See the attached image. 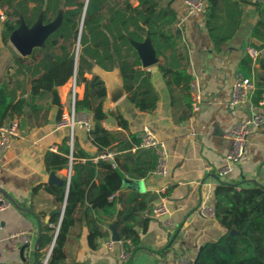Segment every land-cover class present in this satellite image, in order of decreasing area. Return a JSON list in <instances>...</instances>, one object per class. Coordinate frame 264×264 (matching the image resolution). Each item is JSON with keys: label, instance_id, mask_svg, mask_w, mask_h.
<instances>
[{"label": "trees", "instance_id": "obj_1", "mask_svg": "<svg viewBox=\"0 0 264 264\" xmlns=\"http://www.w3.org/2000/svg\"><path fill=\"white\" fill-rule=\"evenodd\" d=\"M242 2L205 0V26L216 47L229 41L238 30ZM255 6L259 20L251 31V45L262 51L257 62L264 69V5L260 2ZM0 7L5 8V19L0 21V51L8 46L12 32L22 21L31 27L39 18L47 24L61 15L59 26L47 38L44 47L34 49L27 57H14L13 66L30 77V93L28 99L16 100V93L0 84V127L8 118L23 114L28 102L35 116L42 110L48 113L50 105L45 107L38 102L49 98L54 87L66 84L76 65L77 83H84L85 92L82 99L76 100L75 109L91 117L88 135L98 147L97 155L112 151L114 145L119 151L113 160L95 161L84 149L78 150L74 145L70 181L65 178L60 184L45 186L55 195L58 211L51 217L53 226L48 223L42 226L39 259L41 251L53 244L48 264H66L65 245L71 227L78 221L77 216L86 219L91 249L97 248L98 240L108 235L105 226L112 223L120 239L130 240L134 245L133 253L136 252L140 246L138 228L148 221L141 212L146 204L138 208L139 204L153 202L157 195L127 189L124 180L147 178L155 169L157 156L152 149L137 148L135 153L131 152L140 143L139 133L129 131L121 113H115V117L129 132L128 136L103 126L108 117L104 108L105 81L98 75L87 78L85 73L95 65L106 71L118 67L130 103L143 113L155 111L160 92L151 80L152 72L143 68L133 46V42H143L149 37L159 59L157 70L171 96L192 101L193 78L187 71L188 50L181 47L183 30L176 27V10L170 4L164 6L162 0H137V4L132 0H0ZM78 39L80 52L76 61ZM252 63L247 53L241 62L243 75L252 77ZM262 81L264 83V79ZM262 96L256 99V104ZM70 153L71 146L65 140L59 153L46 154L47 169H68ZM214 215L224 233L217 240L207 242L193 264H264V187L219 184L214 190ZM231 230L237 233L231 234Z\"/></svg>", "mask_w": 264, "mask_h": 264}, {"label": "crops", "instance_id": "obj_2", "mask_svg": "<svg viewBox=\"0 0 264 264\" xmlns=\"http://www.w3.org/2000/svg\"><path fill=\"white\" fill-rule=\"evenodd\" d=\"M132 2L137 4V0ZM162 2L164 6L170 4L178 14L176 27L183 30L181 47L188 50L187 71L193 80L198 81L201 89V109L194 112L192 101L182 96L174 95L173 98L161 72L151 71L144 66L152 72L151 80L160 92L155 111H139L128 100L126 91L115 103L108 101L107 93L104 108L108 117L103 121V126L121 136H128L129 132L115 117L118 112L127 120L131 133H140L147 126L167 152L168 174L157 177L152 171L147 178L140 179L145 183V191L140 193L156 194L157 200L150 203L141 201L139 204L138 208L146 204L141 212L148 221L138 228L140 246L129 261L120 259L117 246L110 249L106 245L107 240L119 234L115 224L105 226L108 235L98 240L97 248L91 249L86 219L77 216L78 221L71 227L65 245L66 264H175L179 256L185 258L188 264H193L200 249L224 233L214 215L215 188L223 182L235 184L238 188L264 187V123L251 130L240 163L234 165L229 174L219 176L231 148L228 134L232 127L256 112L264 113V107L255 103L264 94V69L257 61L251 64L256 89L249 102L234 108L229 105L235 78L241 72L242 59L247 54V48L252 46L251 31L259 20L255 5L261 0H243L238 30L219 47L208 35L203 12L189 13L184 0ZM4 11L5 8L0 7V21L5 19ZM7 47L0 51V84L14 91L16 100L21 97L28 99L30 77L13 66L15 56ZM93 75L105 81L106 90L109 82L123 85L118 67L106 71L94 66L85 73V77L91 78ZM70 80L57 87L61 106L52 103V92L49 98L38 102L45 107L50 105L48 113L42 110L35 116L29 102L26 104L24 113L17 117L20 122L19 136L0 156V192L14 200L12 202L8 198L10 205L0 209V264H38L36 260L42 262L48 250L49 246L45 247L39 259L36 251L40 234L38 220H41L42 226L47 223L53 226L50 220L54 214L48 222L46 218L52 210L58 211L55 195L45 186L60 184L67 178L68 169H47L45 156L49 152L59 153V147L65 140L71 146L69 129L58 125L61 114L70 106ZM77 92L78 99H82L84 83H78ZM10 120L8 118L5 124ZM74 145L78 150L84 149L95 160L98 147L82 124L75 128L72 149ZM52 146H56L57 150H51ZM116 146L110 151L114 156L119 154ZM136 150L134 146L131 152L135 153ZM78 160L83 162V159ZM162 185L168 188V214L154 217L151 209L158 203L157 189ZM62 215L63 210L61 218ZM166 220L173 223L172 228L166 227Z\"/></svg>", "mask_w": 264, "mask_h": 264}, {"label": "built area", "instance_id": "obj_3", "mask_svg": "<svg viewBox=\"0 0 264 264\" xmlns=\"http://www.w3.org/2000/svg\"><path fill=\"white\" fill-rule=\"evenodd\" d=\"M185 4L188 7L189 13H197L203 12L205 9V0H184ZM264 5V0H261ZM80 52V40H77L75 45V58L76 61L78 59ZM248 55L252 58L253 61H257L261 56L262 51L257 49L254 46H249L247 48ZM77 71L75 65V71L71 78V102L70 106L66 112L62 113L61 118L58 122L59 127H67L70 131V142H71V153L69 155L70 166L68 168L67 181H70V177L72 174V142L74 137L75 128L82 124L85 126L87 130H90L92 127V120L89 114L79 113L75 109L76 100L78 99L77 92V79H76ZM256 89V83L253 77H247L243 75V73L239 72L235 78L233 88H232V97L229 102L230 107H238L246 105L253 92ZM191 96L192 102L191 106L194 112H197L201 109L202 97H201V89L197 80H193L191 83ZM259 106L264 107V94L262 99L258 103ZM264 123V113L256 112L252 114L250 117H247L237 124H235L230 130L228 137L231 140V148L226 156V165L219 171V176L223 177L229 174L232 170V167L238 163H240L244 152L248 139V135L254 127L260 126ZM20 132V122L17 117L12 118L8 123L2 125L0 127V156L4 154L11 146L12 141L19 136ZM140 143L136 146L139 149H152L155 151L157 160L156 166L153 170V174L157 177H165L168 174V156L164 146L161 142L156 138L153 132L147 127L144 126L140 133ZM51 150L56 151L57 147L52 146ZM114 154L112 152L102 153L96 156L95 160L105 159V160H113ZM116 165V164H115ZM114 165V166H115ZM167 186L162 185L157 189V193L159 195L158 203L152 207L151 213L154 217H163L168 214L167 208ZM10 205V201L8 198L0 192V209L6 208ZM61 222V221H60ZM165 225L167 228H172L173 223L170 220H166ZM60 224L58 223L59 229ZM106 245L108 248L113 249L116 246L119 250V257L123 262H127L133 256L134 245L133 243L126 240H113L109 239L106 241ZM53 248V244L48 247V250L45 254L44 259L39 264H48L49 257L51 255V251ZM175 264H188V261L179 256L175 259Z\"/></svg>", "mask_w": 264, "mask_h": 264}, {"label": "water", "instance_id": "obj_4", "mask_svg": "<svg viewBox=\"0 0 264 264\" xmlns=\"http://www.w3.org/2000/svg\"><path fill=\"white\" fill-rule=\"evenodd\" d=\"M61 21V15H59L56 20L50 23H43L42 19L39 18L37 22L29 27L27 24L22 21L21 25L18 29L12 32L10 39H9V45L7 49L13 56H29L33 53L34 49L39 47H44L45 42L47 38L53 33L57 27L59 26ZM148 40H144L143 42H133L135 45V48L139 54V57L142 61V65L146 68H150L151 71H156L158 69V57L156 55V51L151 43V40L149 37H147ZM97 66V65H95ZM100 67V66H98ZM106 84V83H105ZM107 93H108V101L110 103H115L118 99H120L124 93L125 88L122 84H117L115 82H109L107 86ZM52 103L57 106H61L59 94L57 91V87H54L52 89ZM124 185L132 190L138 191V192H144L145 191V183L143 180H133V179H125ZM8 198L14 202L13 198L8 196ZM57 210H52L49 213V216L46 218V222L49 221V217L55 214ZM61 222L59 221V224ZM39 224V230L40 234L36 243V251L38 250V246L41 240V229H42V223L41 220H38ZM231 234L237 233L235 230H231ZM57 235V233H56ZM113 240H120L119 234H115L113 236ZM36 263L39 264V261L36 260Z\"/></svg>", "mask_w": 264, "mask_h": 264}]
</instances>
